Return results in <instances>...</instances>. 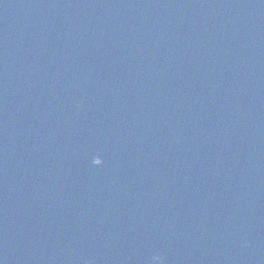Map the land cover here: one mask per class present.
<instances>
[{
	"label": "water",
	"instance_id": "water-1",
	"mask_svg": "<svg viewBox=\"0 0 264 264\" xmlns=\"http://www.w3.org/2000/svg\"><path fill=\"white\" fill-rule=\"evenodd\" d=\"M0 264H264V0H0Z\"/></svg>",
	"mask_w": 264,
	"mask_h": 264
},
{
	"label": "clouds",
	"instance_id": "clouds-1",
	"mask_svg": "<svg viewBox=\"0 0 264 264\" xmlns=\"http://www.w3.org/2000/svg\"><path fill=\"white\" fill-rule=\"evenodd\" d=\"M154 260H159V257H153Z\"/></svg>",
	"mask_w": 264,
	"mask_h": 264
}]
</instances>
